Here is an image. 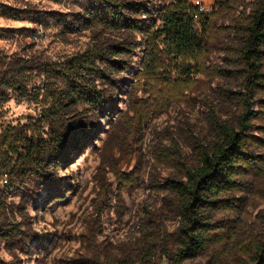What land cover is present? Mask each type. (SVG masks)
I'll list each match as a JSON object with an SVG mask.
<instances>
[{"label": "rangeland", "instance_id": "obj_1", "mask_svg": "<svg viewBox=\"0 0 264 264\" xmlns=\"http://www.w3.org/2000/svg\"><path fill=\"white\" fill-rule=\"evenodd\" d=\"M116 1L139 6L129 13L136 20L154 17L164 6V0ZM204 1L206 71L189 91L141 120L136 110L144 116V103L138 104L143 91L135 83L145 44L139 29L91 17L101 0H0V129L50 107L53 89L66 91L51 69L56 62L87 49L122 61L115 68L94 58L113 80L93 77L102 108L60 98L55 111L66 122L92 127L90 139L67 149L68 163L56 167L46 161L41 176L0 184V264H175L179 198L166 181L185 179L183 166L195 167L199 149L218 140L215 120L237 126L241 104L235 92L242 83L237 27L255 2ZM114 45L125 51L113 55ZM16 74L27 82L22 92L6 86ZM262 97L264 89L252 100L255 134L264 127ZM249 148L264 155V146ZM222 198L229 206L212 213L211 223L213 235L223 237L180 264H252L239 246L264 240V170L250 172L240 189Z\"/></svg>", "mask_w": 264, "mask_h": 264}, {"label": "trees", "instance_id": "obj_2", "mask_svg": "<svg viewBox=\"0 0 264 264\" xmlns=\"http://www.w3.org/2000/svg\"><path fill=\"white\" fill-rule=\"evenodd\" d=\"M101 2V8L89 12L91 17L100 16L118 28L139 29L144 37L145 48L135 83L143 91L138 104L144 103L141 109L144 116H140L137 108L139 119L144 120L150 111L157 113L164 109L167 102L189 91L196 77L206 71L203 57L208 19L201 13L199 20L195 21L190 0H164L158 14L149 15L144 20L129 15L130 10H140L137 5L116 0ZM143 10L147 11L145 7ZM237 29L242 33L238 50L242 83L241 90L235 92L241 104L237 126L215 120L218 140L199 149L195 167L183 166L185 179L166 181L179 198L175 264L198 255L209 242L223 237L222 233L213 235L211 223L212 213L229 206L222 195L240 189L242 178L250 172L262 173L264 170V155L249 148L250 145L264 146V127L258 129L259 134L250 131L251 119L255 115L252 100L255 92L264 89V0H255ZM122 51H125L123 47L114 45L111 52L117 55ZM96 56L103 61L106 59L108 64L112 62L115 68H122V61L109 59L105 53L93 49L56 62L51 69L64 81L66 91H50L52 105L35 116L26 117L25 123L1 126L0 184L8 187L31 174L41 176V167L46 161L53 162L56 167L68 163L67 149L82 145L85 139L92 137V127L86 122L68 123L55 109L61 104L60 98L66 95L73 104L82 100L97 108L103 107V94L94 87L93 77H102L108 83L113 80L96 64ZM26 84L24 78L16 74L7 80L6 86L22 92ZM32 92L37 99L40 87ZM258 104L259 114L264 115V97L258 100ZM125 176L119 175L122 179ZM239 248L249 256L252 264H264V240L242 243Z\"/></svg>", "mask_w": 264, "mask_h": 264}, {"label": "built area", "instance_id": "obj_3", "mask_svg": "<svg viewBox=\"0 0 264 264\" xmlns=\"http://www.w3.org/2000/svg\"><path fill=\"white\" fill-rule=\"evenodd\" d=\"M191 4L194 6V19L195 21L199 20L201 13H206V5L204 0H190Z\"/></svg>", "mask_w": 264, "mask_h": 264}]
</instances>
